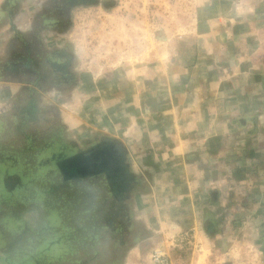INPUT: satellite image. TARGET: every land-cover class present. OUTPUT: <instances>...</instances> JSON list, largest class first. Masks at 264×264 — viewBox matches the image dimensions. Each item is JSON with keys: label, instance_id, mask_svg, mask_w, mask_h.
I'll list each match as a JSON object with an SVG mask.
<instances>
[{"label": "rangeland", "instance_id": "obj_1", "mask_svg": "<svg viewBox=\"0 0 264 264\" xmlns=\"http://www.w3.org/2000/svg\"><path fill=\"white\" fill-rule=\"evenodd\" d=\"M199 2L0 0V88L8 90L0 94V258L24 257L36 242L45 252L63 236L57 264H90V226L97 222L106 242L98 264L113 257L119 264V229L111 225L124 224L126 204L133 209L128 183L119 177L124 168L132 178L142 170L133 160L136 149L128 150L131 158L126 153L127 163L120 166L124 151L117 138L91 128L72 134L61 115L98 112L128 76L143 81L137 94L149 93L145 82L152 75L163 78L171 64L195 63L198 43L216 46L215 36L197 34ZM44 161L48 166L41 167ZM29 168L40 172L35 187L48 192H6L4 178ZM33 184L26 190L33 193ZM178 223L183 221L170 220L149 243L130 248L126 263L148 264L162 248L169 249L173 264H264L249 231L233 233L212 222L185 238ZM231 233L233 244L209 243ZM46 258L53 259L50 253Z\"/></svg>", "mask_w": 264, "mask_h": 264}, {"label": "crops", "instance_id": "obj_2", "mask_svg": "<svg viewBox=\"0 0 264 264\" xmlns=\"http://www.w3.org/2000/svg\"><path fill=\"white\" fill-rule=\"evenodd\" d=\"M197 1V34L215 36L216 46L198 43L195 63L152 75L149 93L137 94L143 81L128 76L98 112L61 115L72 134L91 128L117 138L120 166L136 149L142 170L132 178L124 168L119 177L133 198L131 219L120 226L119 264L174 219L185 238L212 222L249 231L264 257V0Z\"/></svg>", "mask_w": 264, "mask_h": 264}, {"label": "trees", "instance_id": "obj_3", "mask_svg": "<svg viewBox=\"0 0 264 264\" xmlns=\"http://www.w3.org/2000/svg\"><path fill=\"white\" fill-rule=\"evenodd\" d=\"M33 139V138H32ZM40 164V163H39ZM48 166V163L44 161V163H41V167L43 166ZM39 170H41L39 168ZM17 171V170H16ZM39 173V174H37ZM37 175H40V172L35 169L29 168L28 171L24 172L23 175H17L13 174V176L11 175H7L4 178L5 181V186H6V192L8 191H12V192H17V191H24L27 194H35V195H45L48 191V188H44V186H41V184H39L38 186L35 187V184H33V180H37ZM56 181V180H55ZM29 182V183H28ZM50 183H55V182H50ZM31 184H33L34 188H33V193L31 192L32 189L30 190H26L27 186H30ZM49 189L51 190V186ZM55 191V190H54ZM52 192V191H51ZM120 196V195H119ZM122 203V202H121ZM96 206H94L95 208ZM128 206L125 205V209ZM91 208V209H94ZM124 209V210H125ZM129 210V209H128ZM126 211V217H125V222L124 224L127 222H129L130 218V213L129 211ZM91 211V210H90ZM123 224V225H124ZM91 225V224H90ZM100 224H97V222H93L92 225L90 226V253H94L93 256H90V264H98L99 260H101L102 256H101V247L104 245L102 244L101 241L104 240V235H101L100 229L104 230V227L101 228L99 226ZM118 225V226H116ZM112 224L111 227L113 229H119L118 231V236H120L121 233V229L118 224ZM111 228V229H112ZM114 233L116 234V231H114ZM63 236H58L57 241H54V243H52V246H50V250H46L45 252L42 250L40 243H35L33 244L30 248V252L28 257L27 255H25L24 257H19L20 255H17V258L11 257L10 255L8 257H4V258H0V264H57L60 261V257L57 258V249L60 250L61 246L63 245ZM118 239L115 240V243L118 245ZM38 245V246H36ZM36 246V247H35ZM60 247V248H59ZM53 257L50 258L49 260H47L46 255L49 254ZM59 253V251H58ZM113 262L116 261L115 257L111 258ZM24 262V263H23ZM111 262L110 264H115Z\"/></svg>", "mask_w": 264, "mask_h": 264}, {"label": "built area", "instance_id": "obj_4", "mask_svg": "<svg viewBox=\"0 0 264 264\" xmlns=\"http://www.w3.org/2000/svg\"><path fill=\"white\" fill-rule=\"evenodd\" d=\"M148 264H173L170 254L167 250L155 249L151 255Z\"/></svg>", "mask_w": 264, "mask_h": 264}]
</instances>
